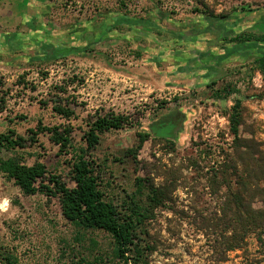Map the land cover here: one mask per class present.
<instances>
[{
	"label": "rangeland",
	"instance_id": "1",
	"mask_svg": "<svg viewBox=\"0 0 264 264\" xmlns=\"http://www.w3.org/2000/svg\"><path fill=\"white\" fill-rule=\"evenodd\" d=\"M23 4L13 6L21 9L15 31H0V134L14 130L25 139L24 162L44 164L73 187V150L60 152L40 129L72 127L73 144L84 147L91 123L125 117L91 157L103 166V190L116 205L138 178L169 187V201L147 222L145 264H264V238L250 236L242 250L226 253L216 226L222 192L210 185L233 142L229 114L237 100L242 137L264 144V40L243 28L245 14L264 0ZM46 47L73 51L52 59ZM229 89L235 92L225 99ZM118 263L112 238L66 220L59 196H27L0 173V264Z\"/></svg>",
	"mask_w": 264,
	"mask_h": 264
},
{
	"label": "trees",
	"instance_id": "2",
	"mask_svg": "<svg viewBox=\"0 0 264 264\" xmlns=\"http://www.w3.org/2000/svg\"><path fill=\"white\" fill-rule=\"evenodd\" d=\"M46 48L51 50L49 56L52 59H59L73 51ZM85 50L87 47L74 49ZM258 64L264 74V57L258 60ZM0 88H3L1 81ZM232 92L235 91L229 89L225 99ZM58 112L68 118L72 116L68 109L59 108ZM243 121V105L237 100L229 114L233 142L229 151L223 153L222 162L213 169L210 178L211 188L218 194L222 192L221 217L216 226L225 240L226 253L242 250L250 236L258 240L264 238V144L253 137H242ZM126 122L127 118L120 116L99 118L89 125L84 147L73 144L72 127L61 131L57 127L40 129V132L49 134L60 152L72 154L73 150L74 155L68 163L73 187L49 173L44 164L29 166L25 163L20 150L25 149L26 141L14 130L0 134V173L27 196L45 192L59 196L65 219L77 227L107 233L112 238L113 254L118 264H145L151 250L144 238L147 236V222L155 210L169 201V187L156 186L147 179L138 178L135 191L125 197L123 206L116 205L106 199L102 185L103 166L91 157L100 144L101 136L123 129ZM148 137L141 136L138 148ZM4 152H10L12 156L4 157ZM45 182L53 187L45 185Z\"/></svg>",
	"mask_w": 264,
	"mask_h": 264
},
{
	"label": "crops",
	"instance_id": "3",
	"mask_svg": "<svg viewBox=\"0 0 264 264\" xmlns=\"http://www.w3.org/2000/svg\"><path fill=\"white\" fill-rule=\"evenodd\" d=\"M14 5L22 7L24 5L23 0H0V31L8 29L15 31L13 28H16V26L12 24V19L13 17L20 18L21 14L16 15L14 11H21V9L13 8ZM237 16L235 14L231 19L236 20ZM259 25L264 26V4L260 7H252L244 16L243 28L245 33L256 37H264V27H260ZM233 30H237L236 27Z\"/></svg>",
	"mask_w": 264,
	"mask_h": 264
}]
</instances>
